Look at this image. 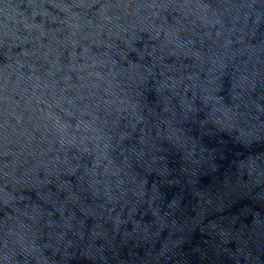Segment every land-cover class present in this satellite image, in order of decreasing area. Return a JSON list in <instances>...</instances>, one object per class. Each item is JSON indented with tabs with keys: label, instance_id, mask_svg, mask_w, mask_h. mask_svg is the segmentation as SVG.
I'll return each instance as SVG.
<instances>
[{
	"label": "water",
	"instance_id": "obj_1",
	"mask_svg": "<svg viewBox=\"0 0 264 264\" xmlns=\"http://www.w3.org/2000/svg\"><path fill=\"white\" fill-rule=\"evenodd\" d=\"M0 264H264V0H0Z\"/></svg>",
	"mask_w": 264,
	"mask_h": 264
}]
</instances>
